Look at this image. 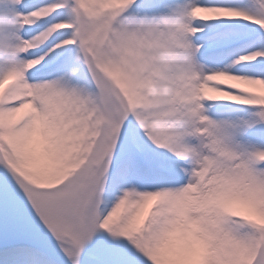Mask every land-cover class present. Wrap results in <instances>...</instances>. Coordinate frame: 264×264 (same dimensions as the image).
<instances>
[{
    "label": "snow or ice",
    "instance_id": "6c2138e0",
    "mask_svg": "<svg viewBox=\"0 0 264 264\" xmlns=\"http://www.w3.org/2000/svg\"><path fill=\"white\" fill-rule=\"evenodd\" d=\"M0 264H264V0H0Z\"/></svg>",
    "mask_w": 264,
    "mask_h": 264
}]
</instances>
